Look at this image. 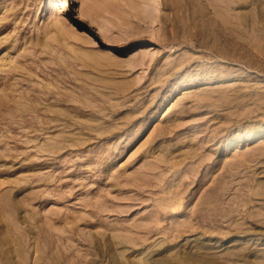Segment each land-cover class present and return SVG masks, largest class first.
Wrapping results in <instances>:
<instances>
[{
  "label": "rangeland",
  "instance_id": "374dc122",
  "mask_svg": "<svg viewBox=\"0 0 264 264\" xmlns=\"http://www.w3.org/2000/svg\"><path fill=\"white\" fill-rule=\"evenodd\" d=\"M0 264H264V0H0Z\"/></svg>",
  "mask_w": 264,
  "mask_h": 264
},
{
  "label": "bare ground",
  "instance_id": "6f19581e",
  "mask_svg": "<svg viewBox=\"0 0 264 264\" xmlns=\"http://www.w3.org/2000/svg\"><path fill=\"white\" fill-rule=\"evenodd\" d=\"M68 1H70V0H68ZM250 22V21H249ZM250 25V24H249Z\"/></svg>",
  "mask_w": 264,
  "mask_h": 264
}]
</instances>
